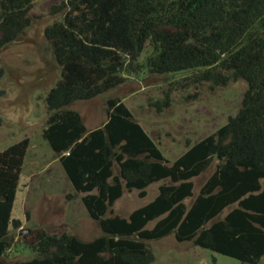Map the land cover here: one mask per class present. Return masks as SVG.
I'll use <instances>...</instances> for the list:
<instances>
[{
    "label": "trees",
    "instance_id": "1",
    "mask_svg": "<svg viewBox=\"0 0 264 264\" xmlns=\"http://www.w3.org/2000/svg\"><path fill=\"white\" fill-rule=\"evenodd\" d=\"M31 0H0V49L31 23ZM44 30L60 76L44 98L43 138L58 156L74 198L101 234L83 240L34 226L22 234L31 258L6 261L24 138L0 151V264H151L146 240L169 234L256 264L264 255V0H66ZM146 70L190 72L196 82L246 88L235 115L173 161L121 101L107 99V119L87 130L70 105L90 100ZM166 97L162 103L167 106ZM158 109L161 107L156 102ZM213 160L195 194L192 178ZM158 185L156 196L127 216L113 205L124 190ZM191 199L190 203L186 201ZM155 221L151 227L147 224Z\"/></svg>",
    "mask_w": 264,
    "mask_h": 264
},
{
    "label": "rangeland",
    "instance_id": "2",
    "mask_svg": "<svg viewBox=\"0 0 264 264\" xmlns=\"http://www.w3.org/2000/svg\"><path fill=\"white\" fill-rule=\"evenodd\" d=\"M31 23L20 36L0 49V151L24 138L28 147L23 159L11 217L20 221L19 228L9 230L6 261L31 258L33 252L23 243L21 229L42 226L49 231H67L83 240L102 232L84 208L80 194L67 198L73 188L59 163L58 156L43 138L47 110L45 96L60 76L45 28L59 20L56 7L66 0H31ZM190 72L169 75L151 74L146 70L127 76L125 82L90 100L75 101L70 107L81 115L87 130L101 126L107 119V99L118 97L155 140L165 158L173 161L187 148L222 126L235 115L246 83L230 80L225 86L196 82ZM169 103L163 106L164 99ZM159 102L160 108L156 107ZM216 164L193 178L196 193ZM154 182L146 196L137 190L126 191L113 205L115 214L127 216L133 209L151 201L157 194ZM190 202V199L186 201ZM155 221L147 224L151 227ZM154 253L151 264H249L204 249L190 241L179 242L173 234L146 240ZM256 264H264V255Z\"/></svg>",
    "mask_w": 264,
    "mask_h": 264
},
{
    "label": "water",
    "instance_id": "3",
    "mask_svg": "<svg viewBox=\"0 0 264 264\" xmlns=\"http://www.w3.org/2000/svg\"><path fill=\"white\" fill-rule=\"evenodd\" d=\"M4 199H5V197L0 195V200H4ZM27 231H28V229H21L20 233H26Z\"/></svg>",
    "mask_w": 264,
    "mask_h": 264
},
{
    "label": "crops",
    "instance_id": "4",
    "mask_svg": "<svg viewBox=\"0 0 264 264\" xmlns=\"http://www.w3.org/2000/svg\"><path fill=\"white\" fill-rule=\"evenodd\" d=\"M216 164H217V161H216ZM216 164H215V166H216ZM207 168H208V167H207ZM207 168H206V169H207ZM206 169H205V170H206ZM214 169H215V167H214ZM214 169L211 171V173L214 171ZM205 170H204V171H205ZM211 173H210V174H211ZM210 174H209V175H210ZM209 175H208V176H209ZM208 176H207V177H208ZM196 177H197V176H196ZM207 177H206V178H207ZM194 178H195V177H194ZM192 179H193V178H192ZM205 180H206V179H205ZM198 190H199V189H198ZM193 191H194V188H193ZM197 192H198V191H197ZM197 192H196V193H197ZM196 193H195V194H196ZM190 202H191V199H190ZM190 202H189V203H190Z\"/></svg>",
    "mask_w": 264,
    "mask_h": 264
}]
</instances>
